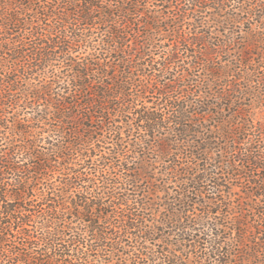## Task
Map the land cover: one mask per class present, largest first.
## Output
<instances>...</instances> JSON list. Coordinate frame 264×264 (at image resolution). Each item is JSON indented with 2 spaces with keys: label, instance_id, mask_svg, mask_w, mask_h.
I'll return each instance as SVG.
<instances>
[{
  "label": "trees",
  "instance_id": "1",
  "mask_svg": "<svg viewBox=\"0 0 264 264\" xmlns=\"http://www.w3.org/2000/svg\"><path fill=\"white\" fill-rule=\"evenodd\" d=\"M238 1L249 5L247 13L264 18V11L256 12L250 0ZM227 2L0 0V264H213L211 258L217 259L216 264H264V217L258 221L259 214L255 217L252 205L248 209L252 218L243 207L231 216L229 228L234 235L225 247L214 245L209 253L199 250L198 245L149 249L146 244L151 235L143 215L146 204L127 192L139 174H146V167H141L140 173L139 167H129L130 159L123 156L125 146L119 141L120 131L110 152L97 157L101 143H107L110 136L114 140L118 122L127 132L131 130L132 114L138 141L147 144L151 139L162 140L158 145L163 154L170 153L171 141L166 136L157 137V132H198L191 131L188 124L193 116L189 103L172 94L179 89L185 93L187 86L185 81L179 85L169 70L177 52L172 51L158 63L148 59L163 46L157 42L161 35L175 38L176 43L205 45V35L188 38L180 26L191 16L194 19L188 20L189 24L201 23V15L210 4L222 9ZM261 2L264 6V0ZM158 5L176 10L164 15ZM227 19L235 20L232 16ZM248 35L241 47L244 55L253 54L247 52L249 47L261 56L260 33ZM212 53L205 49L200 55L211 58ZM48 66L52 67V79L45 82ZM60 68L64 69L60 72ZM208 70L216 80L227 73ZM166 72L170 76L162 80ZM65 76L69 81L61 86L60 78ZM61 87L60 94L57 88ZM154 94L157 100L165 101L166 111L144 103V98ZM40 101L50 110L37 114L40 110L35 105ZM209 105H200L198 114H205L204 106ZM26 108L35 115L25 120L21 115ZM216 118L214 126L225 139L222 152L231 155V140L242 128L230 119ZM4 128L13 136L6 145L2 142ZM45 132L61 138L56 143L48 141L52 147H45L40 145ZM187 137L183 142H188ZM207 144L212 141L208 139ZM209 145L198 153L207 152ZM255 151L245 148L230 156L228 164L232 175L244 173H238L235 160L257 169V178L251 179L256 189L249 192L259 203L264 200L259 197L264 195V155ZM23 153L28 164L21 167L18 155ZM127 171L134 173L129 177ZM55 172L61 187L50 181ZM7 174L17 176L13 187L5 181ZM40 184L47 187L46 195L27 197ZM74 192L80 196L65 197ZM224 204L226 213L235 208L229 207V202ZM219 211L217 206L206 209L211 214Z\"/></svg>",
  "mask_w": 264,
  "mask_h": 264
},
{
  "label": "rangeland",
  "instance_id": "2",
  "mask_svg": "<svg viewBox=\"0 0 264 264\" xmlns=\"http://www.w3.org/2000/svg\"><path fill=\"white\" fill-rule=\"evenodd\" d=\"M157 3L160 2L157 1ZM250 3H253L251 6H255L256 12L264 11V6L260 5L261 0H250ZM209 6L211 7H208L201 15V23H195V26L189 24L188 20L194 19L191 16L192 18H187L185 24L180 26V31L188 38L205 35V45H191L184 41L176 43L175 38L169 39L161 35L157 37L159 38L157 42L163 46L155 50L148 59L153 63H158L172 51L177 52L171 66L173 68L169 70L181 82L179 85H183L185 81L187 86L185 93L179 89L172 94L179 96L181 101L189 103L188 107L193 112V116L188 124L192 126L191 131L198 132L196 134L190 132L185 135L174 134L167 130L157 132L159 133L157 137L166 136L171 141L170 153L163 154L159 152L161 149L158 145L162 140L151 139L147 144L138 141L139 133H137L138 128L134 120L135 114H132L131 130L127 132L124 124L118 122L114 140L110 136L105 140L108 141L107 143H101L103 146L97 152V157L110 152L117 134H119L118 131H120L119 141L125 146V155L123 156H128L130 159L129 167H139V173L141 167H146V174L149 177L144 173L139 174L140 178L127 186V192L129 197H135L138 201L146 204L143 215L146 228L149 229L151 235V239L146 245L151 250L164 249L165 246L170 248L171 245L180 246L181 244L187 245V247L198 245L199 250L209 253L214 245L225 247L230 236L234 235V231L232 233L229 228L231 225L229 220L238 214L241 207L245 209L244 211H248L249 205H252L255 217H257V213L259 214L258 221L262 220L261 216L264 217V208L262 209L264 200H259V203H256L258 199L256 200L254 197L257 196L249 192L256 189L251 179L257 178L254 176L258 174L257 169L252 164L235 160L234 167L240 171L238 173L241 171L244 173L232 175V169L228 164L230 156L233 158L236 153H240L248 147L254 151L258 149L264 155V50H261L260 56L257 55L258 50L247 47V52L252 51L253 54L244 55L245 49L241 48L246 43L245 41H248L249 33L259 32L262 38L260 45L264 49V18L258 19L247 13L246 9L249 5L247 3L241 5L238 0H229L227 7L222 9L213 4ZM150 7L155 6L151 5ZM156 8L164 11L166 13L164 15L176 10V7L166 9L162 5H158ZM229 16H232L236 21H229L227 19ZM218 19L223 20L224 24L218 22ZM205 49L213 51L211 58L208 57V54L200 55V52ZM246 63H248L247 66ZM120 65L125 67V64ZM208 68L227 73L222 76V79L216 80ZM62 69L64 68H60L59 71L61 72ZM45 71L47 77H44L43 74L44 80L42 81L46 82L52 79L50 76L52 67L48 66ZM61 75L64 76L63 73ZM167 76L170 75L166 72L165 77H161L162 80H168ZM157 79L159 78L157 77ZM60 81L62 86L66 85V81L68 82L69 79L65 76V78L61 77ZM151 83L150 81L149 84ZM58 89L57 92L61 94L63 88ZM164 102V100H157L155 94L144 98L146 105L166 111ZM231 103L234 109H230ZM203 104L210 105L204 106L207 107V112L200 115L198 107ZM35 106L36 110H40L37 114L50 110L44 101L37 102ZM24 110L21 116L25 120L35 115L30 108ZM234 110L237 113L233 112ZM232 113L235 114L232 116ZM216 117L230 119L229 122L239 123L238 128H242L241 132L236 130L237 136L233 141L231 140L234 145L231 155L222 152L225 139L220 136L217 127L214 126ZM234 127L235 125L232 128ZM2 130L4 134L2 142L4 145L9 144V140L13 136L9 133L8 128ZM106 136H109V132ZM43 137L40 139V145L49 148L52 145L48 141L56 143L61 138L59 134H48V132H45ZM186 137L190 139L188 142H183ZM208 139L212 141L211 145L207 144ZM204 145H209L206 146L208 147L207 152L198 153ZM257 153L258 151H255V154ZM18 156L21 167L26 166L28 164L27 154L23 153ZM107 165L106 167H109L110 163ZM127 173L131 177V173L134 172L127 171ZM248 175L250 176L248 177ZM16 177V174H7L5 181L8 180L10 185L6 186L13 187ZM50 181L61 187L57 172L52 174ZM46 189L45 185L40 184V188L33 195L27 197H43L46 195ZM116 190L123 191L121 188ZM78 195L80 196L78 193L75 195L74 192L65 197H78ZM86 196L94 197L88 194ZM259 197H264V195ZM228 202L229 207L234 206L235 208L229 209V213H226L225 210L228 208L224 203ZM209 206L220 207L221 211L218 214L206 213ZM139 208L141 209L140 205ZM261 209L262 211H259ZM246 213L248 214L249 211ZM250 217L252 218V214ZM215 232L218 236L215 235ZM180 253L185 252L181 251ZM211 260L213 264L217 263V259L211 258Z\"/></svg>",
  "mask_w": 264,
  "mask_h": 264
}]
</instances>
